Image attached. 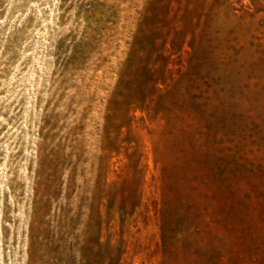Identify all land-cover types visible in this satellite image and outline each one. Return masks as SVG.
Segmentation results:
<instances>
[{"label":"rangeland","instance_id":"1","mask_svg":"<svg viewBox=\"0 0 264 264\" xmlns=\"http://www.w3.org/2000/svg\"><path fill=\"white\" fill-rule=\"evenodd\" d=\"M0 264H264V0H0Z\"/></svg>","mask_w":264,"mask_h":264}]
</instances>
